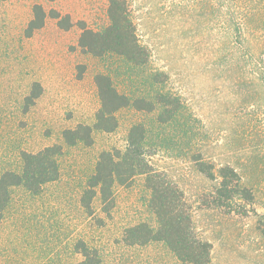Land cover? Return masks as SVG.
I'll list each match as a JSON object with an SVG mask.
<instances>
[{
    "label": "rangeland",
    "instance_id": "374dc122",
    "mask_svg": "<svg viewBox=\"0 0 264 264\" xmlns=\"http://www.w3.org/2000/svg\"><path fill=\"white\" fill-rule=\"evenodd\" d=\"M147 62L96 56L78 46L82 20L100 30L108 24V0H0V173L20 167L19 152L63 146L57 180L32 194L11 188L0 219V264H75L78 239L95 247L100 264H181L162 242L127 245L126 227L155 225L143 176L113 188L106 214L98 196L89 216L79 203L101 151L126 146L130 127L148 129L154 168L183 191L198 236L211 243L210 264H264V0H127ZM68 14V29L47 17L29 37L32 5ZM109 75L122 92L155 99L157 89L180 100L172 122L159 110L124 107L110 132L94 130L89 145H66L61 132L91 124L99 106L96 73ZM163 73V74H159ZM157 79H153V75ZM33 82L41 86L27 104ZM200 152L216 165L228 163L253 194L256 214L210 204L216 181L200 173L190 156Z\"/></svg>",
    "mask_w": 264,
    "mask_h": 264
},
{
    "label": "trees",
    "instance_id": "16d2710c",
    "mask_svg": "<svg viewBox=\"0 0 264 264\" xmlns=\"http://www.w3.org/2000/svg\"><path fill=\"white\" fill-rule=\"evenodd\" d=\"M32 16L28 20L24 35L29 37L43 27L49 16L56 20L58 27L68 29L73 21L68 14L62 15L56 9L46 11L39 3L32 5ZM108 24L100 29L89 28L82 20L76 22L80 29L78 46L88 53L102 56L115 53L135 65L147 62L148 53L139 43L135 26L130 17L127 0H108ZM159 74H163L160 73ZM158 75V74H157ZM156 74L152 76L157 79ZM94 82L99 98V106L91 124L78 123L62 130L66 145L81 142L89 145L93 141L94 130L110 132L117 126L116 112L124 107L152 111L158 109L160 122H172L181 103L177 96L157 89L155 99L132 97L118 90L111 77L96 73ZM41 86L33 82L27 104L33 103L40 94ZM148 129L142 123L133 124L127 134L123 150L101 151L93 172L87 177L80 194L79 203L89 216L94 214L93 199L98 196L100 209L108 213L114 202L113 188L124 185L135 176H143L144 185L149 190L148 206L155 216V225L146 221L138 222L124 229L122 241L127 245H144L152 241L164 243L181 264H210L211 243L198 236L193 225L191 207L183 191L164 172L154 168L150 157L155 149L148 144ZM63 146L59 143L46 145L36 152L21 150L20 167L0 173V219L10 201L11 188L21 186L32 194H38L44 185L57 180L60 173L59 157ZM196 169L210 180L216 181L209 192L210 204L224 207L229 212L248 214L256 211L251 207L253 194L241 183L238 171L228 163L216 165L204 159L200 152L190 156ZM258 227L264 234V212L258 220ZM81 259L75 264H100L101 257L95 247L78 239L73 244Z\"/></svg>",
    "mask_w": 264,
    "mask_h": 264
}]
</instances>
